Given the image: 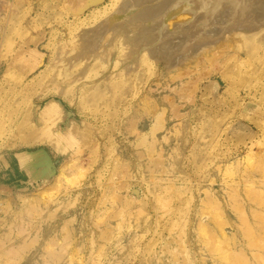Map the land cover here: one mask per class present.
Segmentation results:
<instances>
[{
  "label": "rangeland",
  "instance_id": "374dc122",
  "mask_svg": "<svg viewBox=\"0 0 264 264\" xmlns=\"http://www.w3.org/2000/svg\"><path fill=\"white\" fill-rule=\"evenodd\" d=\"M122 2L0 0V158L52 162L0 176V264H264V40L125 72ZM106 19L96 56L82 37Z\"/></svg>",
  "mask_w": 264,
  "mask_h": 264
},
{
  "label": "bare ground",
  "instance_id": "6f19581e",
  "mask_svg": "<svg viewBox=\"0 0 264 264\" xmlns=\"http://www.w3.org/2000/svg\"><path fill=\"white\" fill-rule=\"evenodd\" d=\"M184 1L123 0L117 14L140 7L133 17L138 21L136 26L130 33L122 35H126L134 46L133 56L125 63V72L137 68L138 59L143 54L154 59L163 57L165 62H186L191 53L201 50L197 49L199 46L208 47L209 43L222 37L264 40V0ZM179 12L182 15L173 19ZM116 25L115 19H106L86 30L82 37L85 40L82 48L94 51L96 56L109 49L113 45L111 42L120 37L117 36L118 32L112 34L104 44L100 41L107 30ZM165 26L168 28L163 29ZM174 55H178V60L174 58L175 62L172 60Z\"/></svg>",
  "mask_w": 264,
  "mask_h": 264
},
{
  "label": "crops",
  "instance_id": "0c3cea01",
  "mask_svg": "<svg viewBox=\"0 0 264 264\" xmlns=\"http://www.w3.org/2000/svg\"><path fill=\"white\" fill-rule=\"evenodd\" d=\"M100 1L92 0L93 4ZM37 156L42 157L43 161L34 162ZM0 160V176L6 177L11 183H17V185L23 183L30 185L38 180H45L49 177L52 165L50 154L45 148L35 151L11 152Z\"/></svg>",
  "mask_w": 264,
  "mask_h": 264
},
{
  "label": "built area",
  "instance_id": "2783aa9c",
  "mask_svg": "<svg viewBox=\"0 0 264 264\" xmlns=\"http://www.w3.org/2000/svg\"><path fill=\"white\" fill-rule=\"evenodd\" d=\"M1 196H2V193H1V191H0V215H1V205H2V199H1Z\"/></svg>",
  "mask_w": 264,
  "mask_h": 264
}]
</instances>
